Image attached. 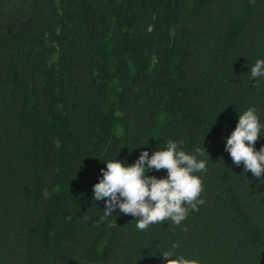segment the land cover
Masks as SVG:
<instances>
[{"label": "trees", "instance_id": "obj_1", "mask_svg": "<svg viewBox=\"0 0 264 264\" xmlns=\"http://www.w3.org/2000/svg\"><path fill=\"white\" fill-rule=\"evenodd\" d=\"M260 59L264 0H0V264H166L174 243L199 264H264V175L225 151L249 107L264 147ZM169 139L209 154L199 210L101 221L105 162Z\"/></svg>", "mask_w": 264, "mask_h": 264}, {"label": "clouds", "instance_id": "obj_2", "mask_svg": "<svg viewBox=\"0 0 264 264\" xmlns=\"http://www.w3.org/2000/svg\"><path fill=\"white\" fill-rule=\"evenodd\" d=\"M250 75L253 79L264 78V59L251 66ZM261 127L257 109L249 107L239 114L238 124L226 138L225 147L233 164H243L245 171H251L256 178L264 175V147L255 148ZM183 145V140L169 139L163 149L159 148L151 156L148 151H143L131 165L117 158L105 162L102 177L93 186L94 201H105L101 221L119 209L120 213L136 218L138 230H145L150 224L169 218L175 225H180L189 208L198 211L197 203H204V200L197 199L203 186L200 176L194 173L207 171L209 154L206 155L205 149L200 147L187 152ZM162 169L167 170L166 177L148 175L152 170ZM43 196L45 199L49 197L46 188ZM178 248L179 244L174 243L170 250L160 255L166 264H199L197 260L178 253Z\"/></svg>", "mask_w": 264, "mask_h": 264}]
</instances>
